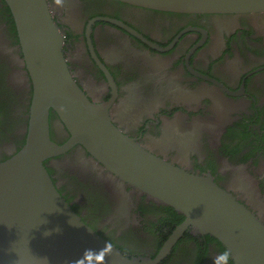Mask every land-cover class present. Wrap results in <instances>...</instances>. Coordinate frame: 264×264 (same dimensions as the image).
Returning <instances> with one entry per match:
<instances>
[{
	"label": "flooded vegetation",
	"instance_id": "af4514ba",
	"mask_svg": "<svg viewBox=\"0 0 264 264\" xmlns=\"http://www.w3.org/2000/svg\"><path fill=\"white\" fill-rule=\"evenodd\" d=\"M70 73L113 124L154 155L211 176L264 224V12L182 14L116 0H47ZM33 81L0 0V162L25 145ZM57 144L70 134L54 112ZM81 219L126 257L156 259L183 224L174 209L120 182L85 148L45 162ZM158 264H235L188 229Z\"/></svg>",
	"mask_w": 264,
	"mask_h": 264
},
{
	"label": "water",
	"instance_id": "95a60500",
	"mask_svg": "<svg viewBox=\"0 0 264 264\" xmlns=\"http://www.w3.org/2000/svg\"><path fill=\"white\" fill-rule=\"evenodd\" d=\"M182 14L264 12V0H116ZM13 15L34 87L28 134L20 151L0 162V264H158L188 229L218 240L235 264H264V224L209 176L190 173L148 151L117 128L110 104L93 103L73 79L65 38L47 0H5ZM54 112L70 134L57 144ZM80 146L98 163L185 220L154 259L126 257L73 210L45 162Z\"/></svg>",
	"mask_w": 264,
	"mask_h": 264
}]
</instances>
